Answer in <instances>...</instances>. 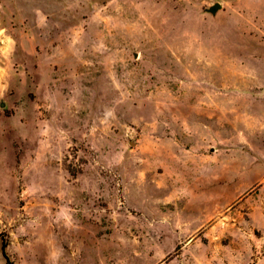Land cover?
Returning <instances> with one entry per match:
<instances>
[{
	"label": "rangeland",
	"instance_id": "374dc122",
	"mask_svg": "<svg viewBox=\"0 0 264 264\" xmlns=\"http://www.w3.org/2000/svg\"><path fill=\"white\" fill-rule=\"evenodd\" d=\"M0 264H264V0H0Z\"/></svg>",
	"mask_w": 264,
	"mask_h": 264
},
{
	"label": "water",
	"instance_id": "95a60500",
	"mask_svg": "<svg viewBox=\"0 0 264 264\" xmlns=\"http://www.w3.org/2000/svg\"><path fill=\"white\" fill-rule=\"evenodd\" d=\"M222 8V5L220 3H216L215 5H213L209 11L213 14L217 13L220 9Z\"/></svg>",
	"mask_w": 264,
	"mask_h": 264
},
{
	"label": "trees",
	"instance_id": "16d2710c",
	"mask_svg": "<svg viewBox=\"0 0 264 264\" xmlns=\"http://www.w3.org/2000/svg\"><path fill=\"white\" fill-rule=\"evenodd\" d=\"M7 247H8L7 243H3L2 251H3V255L5 257H7V251H6Z\"/></svg>",
	"mask_w": 264,
	"mask_h": 264
}]
</instances>
